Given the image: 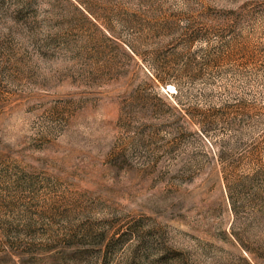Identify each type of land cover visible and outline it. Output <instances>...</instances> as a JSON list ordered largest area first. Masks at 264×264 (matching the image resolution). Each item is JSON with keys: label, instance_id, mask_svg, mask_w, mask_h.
<instances>
[{"label": "rangeland", "instance_id": "rangeland-1", "mask_svg": "<svg viewBox=\"0 0 264 264\" xmlns=\"http://www.w3.org/2000/svg\"><path fill=\"white\" fill-rule=\"evenodd\" d=\"M0 264H264V0H0Z\"/></svg>", "mask_w": 264, "mask_h": 264}]
</instances>
